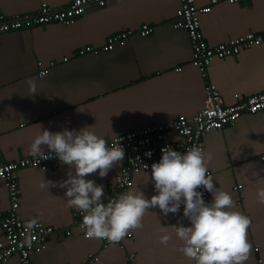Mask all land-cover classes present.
Returning a JSON list of instances; mask_svg holds the SVG:
<instances>
[{"label":"crops","instance_id":"0c3cea01","mask_svg":"<svg viewBox=\"0 0 264 264\" xmlns=\"http://www.w3.org/2000/svg\"><path fill=\"white\" fill-rule=\"evenodd\" d=\"M71 0H0V15H34L42 3L65 8ZM208 0H197V6ZM178 0H107L104 7L88 6L70 25L49 24L0 34V165L32 157L29 146L42 129L92 130L105 141L148 125H169L180 116L191 117L203 107L204 83L192 66L187 32L174 27ZM201 31L209 46H217L248 33L264 32V0L242 5L220 4L200 18ZM149 25L153 33L134 36L125 46L109 53L76 57L87 46L101 47L107 37L125 30L137 31ZM64 58H69L63 63ZM55 62L46 77H39L38 62ZM180 69V71H178ZM208 81L216 86L226 106L264 92V43L243 50L236 57L213 61ZM30 82L35 83V88ZM172 141L180 140L175 135ZM204 152L215 187L229 193L237 211L250 218L247 242L250 253L246 264H264V204L256 191L264 186V110L244 114L234 126L209 133ZM42 149L47 153L46 146ZM129 153L108 175L90 174L105 189L115 182ZM74 171L59 163L57 168H28L19 171L21 196L19 217L25 222L39 221L56 230L73 227V214L67 207L66 189L40 187L59 185ZM150 172L134 178L132 188L150 199L156 193ZM242 185L241 191L234 188ZM131 188V189H132ZM9 208L6 186L0 180V215ZM181 212L164 216L157 208L144 214L142 227L130 230L133 240H124L123 249L112 245L103 249L102 240L85 238L73 229L70 237L55 234L46 249L32 258L35 264H195L184 256L183 242L171 229L167 246L160 244L161 227L189 222ZM3 232L0 226V241ZM8 264H20L13 257Z\"/></svg>","mask_w":264,"mask_h":264},{"label":"clouds","instance_id":"9594fccd","mask_svg":"<svg viewBox=\"0 0 264 264\" xmlns=\"http://www.w3.org/2000/svg\"><path fill=\"white\" fill-rule=\"evenodd\" d=\"M30 84L34 89L35 83ZM92 128L54 133L39 126L40 131L29 146L30 155L43 160L55 158L74 169L59 185L45 182L40 187L66 189V206L85 213L80 227L87 237L119 243L129 230L142 227L141 221L148 209L158 207L166 217L169 213L181 212L182 208V216L189 225L161 227L160 244L167 246L172 238L167 230L171 229L183 242L184 256L195 264H246L250 253L246 233L251 220L230 211L235 206L232 196L215 187L213 177L208 175L210 154L198 147L183 153L171 147L162 148L160 159L151 165L148 176L155 195L148 199L142 191L132 188L105 204L103 185L86 177L90 174L106 177L123 161L125 148L116 137L112 146H108ZM42 146H46L47 153ZM151 155V152L145 153L148 158ZM204 192L211 194L210 201L204 200ZM256 198L264 204V186L257 189Z\"/></svg>","mask_w":264,"mask_h":264},{"label":"built area","instance_id":"2783aa9c","mask_svg":"<svg viewBox=\"0 0 264 264\" xmlns=\"http://www.w3.org/2000/svg\"><path fill=\"white\" fill-rule=\"evenodd\" d=\"M178 1L179 8L176 11L174 27L177 30L187 32L192 52L191 64L199 71L204 83L203 107L195 115L191 117L180 116L169 125H148L117 136L116 138L121 140L125 152L129 153V158L116 176L115 182L104 189L105 195L102 197V202L105 204L115 201L120 195L129 191L133 187L134 178L137 175L150 172L151 165L159 161L162 148L171 147L173 150L182 153L192 147H198L205 151L203 141L209 133L234 126L244 114H255L264 110V92L238 101L234 105L226 106L216 86L208 81V70L213 61L236 57L243 50L262 45L264 32L248 33L211 47L204 39L201 31V16L211 13L215 6L220 4L242 5L250 0H208V4L202 7L197 6V0ZM106 3L107 0H71L65 8L61 9H55L46 3H42L34 15H13L10 17L0 15V34L49 24L70 25L85 13L88 6L104 7ZM152 33L153 28L151 26L142 25L137 31L125 30L107 37L101 47L87 46L79 49L75 54L76 57H82L109 53L115 47L125 46L128 40L135 35L146 38ZM68 61L69 58L63 59V63ZM37 67L39 77H46L50 70L55 67V62H49L47 66L43 62H38ZM171 134L180 140L172 141L169 138ZM106 143L108 146H112L113 138L107 140ZM146 152L152 153L150 158L145 156ZM261 159L264 160V157ZM59 163L61 162L55 158L43 160L32 156L0 165V180L5 184L9 198L8 210L0 215V226L3 232V240L0 241V264H8L13 257L18 258L20 264H35L32 262V258L43 253L48 239L55 234L70 237L73 229H78L85 238L89 239L85 230L80 227L82 217L85 214L80 210L73 214V227L63 231L56 230L39 221L25 223L19 217L21 204L18 186L19 171L45 167L55 169ZM208 175H210L209 170ZM242 188V185H238L234 190L241 191ZM198 190L203 191V189ZM203 198L205 201H210L211 194L204 192ZM133 239L134 236L129 230V233L119 243H110L106 239L101 240L103 249L112 245H117L123 249L124 240ZM128 258L129 264H133L134 255L131 254ZM95 261H97V257L89 255L86 264Z\"/></svg>","mask_w":264,"mask_h":264}]
</instances>
